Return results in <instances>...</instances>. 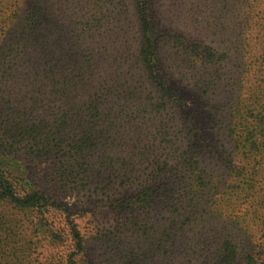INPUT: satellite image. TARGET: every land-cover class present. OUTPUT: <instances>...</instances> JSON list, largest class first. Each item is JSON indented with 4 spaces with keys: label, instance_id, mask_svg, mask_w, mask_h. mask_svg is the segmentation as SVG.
I'll return each mask as SVG.
<instances>
[{
    "label": "rangeland",
    "instance_id": "obj_1",
    "mask_svg": "<svg viewBox=\"0 0 264 264\" xmlns=\"http://www.w3.org/2000/svg\"><path fill=\"white\" fill-rule=\"evenodd\" d=\"M139 2L0 0V264H264V0Z\"/></svg>",
    "mask_w": 264,
    "mask_h": 264
},
{
    "label": "trees",
    "instance_id": "obj_2",
    "mask_svg": "<svg viewBox=\"0 0 264 264\" xmlns=\"http://www.w3.org/2000/svg\"><path fill=\"white\" fill-rule=\"evenodd\" d=\"M139 3H142V10L144 11L146 8L145 2L147 0H139ZM140 23L141 27L144 32V38H143V44L142 48H144L145 56L143 57L144 60L146 59L148 53V49H150L154 42H153V35L150 33V30L153 26V19L149 13L143 12L142 15H140ZM261 54H260V65L264 66V44H261ZM150 60V59H149ZM154 61H150L148 66L152 68H156V65H154ZM154 68V69H155ZM254 122L252 124H246L243 128L245 130V133L241 137H239L235 141V147L236 150L239 152L242 151L244 156H246L249 153H253L251 156V160L256 164L258 167L260 165V162H264V109L262 113H258L254 117ZM263 158L262 160L258 159V157ZM264 168V165H263ZM261 172V171H260ZM264 173V170L262 171ZM253 175H256L255 170H253ZM7 174L3 169L0 168V196L4 197L9 203L13 204L14 206L20 208V209H26L33 206H42L45 207L48 204V200L44 195L38 194V193H26L23 194V196L18 195L12 186V184L7 179ZM237 178L242 180L243 186H247L249 190L252 189L251 182L252 179L246 178L243 171H239L237 173ZM73 236L76 240L77 247L80 248L81 241L79 234L74 231ZM225 257L226 260L224 264H235L236 263V253L234 247L228 245L226 247ZM248 260L251 261V263H254L253 258L248 257Z\"/></svg>",
    "mask_w": 264,
    "mask_h": 264
}]
</instances>
